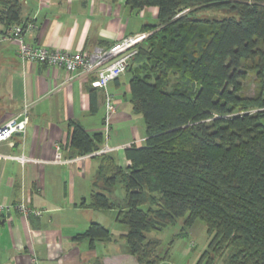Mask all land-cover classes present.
Segmentation results:
<instances>
[{
  "label": "trees",
  "instance_id": "obj_1",
  "mask_svg": "<svg viewBox=\"0 0 264 264\" xmlns=\"http://www.w3.org/2000/svg\"><path fill=\"white\" fill-rule=\"evenodd\" d=\"M137 12L158 8V21L131 59L130 105L146 125L143 145L99 161L92 210H115L120 236L140 264H163L150 237L183 220L182 232L205 222L210 240L198 264H264V0H127ZM22 2L0 0V22L21 25ZM225 11L223 19L198 18ZM126 72V73H127ZM120 78V77H119ZM117 78L116 80H118ZM115 81V80H114ZM252 81L254 91L247 95ZM104 134L76 124L72 158L98 152ZM121 184L124 197L117 196ZM76 240H111L93 222Z\"/></svg>",
  "mask_w": 264,
  "mask_h": 264
},
{
  "label": "crops",
  "instance_id": "obj_2",
  "mask_svg": "<svg viewBox=\"0 0 264 264\" xmlns=\"http://www.w3.org/2000/svg\"><path fill=\"white\" fill-rule=\"evenodd\" d=\"M20 1L23 24L35 25L26 42L54 51H105L158 21V8L137 12L127 0ZM6 31L0 22V39ZM127 74L110 84L117 112L102 146L122 148L114 153L122 167L130 165L124 147L146 140L141 117L129 102ZM95 81V73L70 74L63 67L24 61L16 43L0 41V126L28 118L25 133L0 144V204L30 210L0 214V264H140L120 239L128 230L114 233L108 227L111 240L75 239L91 223L102 224L99 210L81 205L88 198L82 181H91L92 194L99 161L72 158L70 151L76 124L91 135L103 131L105 97Z\"/></svg>",
  "mask_w": 264,
  "mask_h": 264
},
{
  "label": "built area",
  "instance_id": "obj_3",
  "mask_svg": "<svg viewBox=\"0 0 264 264\" xmlns=\"http://www.w3.org/2000/svg\"><path fill=\"white\" fill-rule=\"evenodd\" d=\"M34 28L35 25L33 23L14 25L6 31L0 41L16 43L18 45L19 56L24 61L39 62L52 67H63L70 74L78 72L95 73V86L104 92L105 116L102 132L108 138L112 127L113 116L117 112L115 97L110 91V84L127 72L132 57L137 54L136 46L144 40L145 35L124 39L105 51L99 50L90 54H84L81 52L54 51L45 47L30 45L26 42L24 36L26 33L33 31ZM26 113L25 111L24 114L26 115ZM27 125V116L23 120H20L19 117L13 118L1 125L0 144L10 141L16 134L25 133ZM113 151H115L114 148L105 146L98 150L96 155ZM16 159L21 162L27 161V158L24 156L16 157ZM12 209H18L27 214L30 212L23 204L17 206L0 204V214ZM32 212L35 214L40 213V211L34 210Z\"/></svg>",
  "mask_w": 264,
  "mask_h": 264
},
{
  "label": "rangeland",
  "instance_id": "obj_4",
  "mask_svg": "<svg viewBox=\"0 0 264 264\" xmlns=\"http://www.w3.org/2000/svg\"><path fill=\"white\" fill-rule=\"evenodd\" d=\"M230 14L225 11H216V10H206L201 11L198 13V18H205V19H223ZM145 35V38L148 37V33H142L137 36ZM133 36V38L137 37ZM147 36V37H146ZM132 38V37H129ZM128 73V72H127ZM125 73V74H127ZM124 74V75H125ZM126 77H130V74L128 73ZM246 85L249 87V91L247 92V95H252L254 91V84L252 81H246ZM141 117V132L145 133L146 131V125L144 123V119ZM137 117V118H140ZM139 122V120L137 121ZM126 147H129L126 146ZM124 147V148H126ZM103 148V147H102ZM119 149H122L121 147L113 151V154L118 151ZM96 153L86 155V157H94ZM82 191L85 192V195H87L86 201L90 202L91 200V181H82ZM125 195L124 190L121 186V184L117 185V196L119 198H123ZM117 211L114 210H108V211H100L97 215L99 216V222L102 223V225H106V227L111 229L112 231H115L114 233H117V231L120 233L124 232L125 230H128V226L124 225L117 221ZM183 227V220L178 221L175 225H171L164 229L161 232H154L150 234V237L157 238L161 240V247L158 252V254L161 257L166 256L167 253H169L168 259H166L163 264H198L201 255L208 249V243L210 240V235L208 233L206 224L202 220H198L192 228H190L187 231V234L180 235L182 232ZM226 256L219 257L216 259L215 264H226Z\"/></svg>",
  "mask_w": 264,
  "mask_h": 264
}]
</instances>
